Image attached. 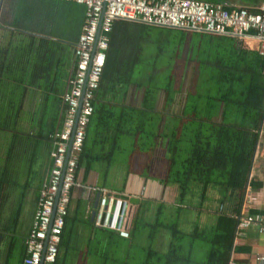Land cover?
I'll list each match as a JSON object with an SVG mask.
<instances>
[{
    "label": "trees",
    "instance_id": "obj_1",
    "mask_svg": "<svg viewBox=\"0 0 264 264\" xmlns=\"http://www.w3.org/2000/svg\"><path fill=\"white\" fill-rule=\"evenodd\" d=\"M204 1L231 8L228 0ZM216 35L114 21L76 176L99 162L110 166L117 153L127 158L156 149L167 163L161 182L175 185L178 197L144 201L129 238L90 222V252L99 264H230L241 249L237 228L264 127V59L236 48L234 38ZM68 90L62 126L47 137L55 145ZM94 120L101 131L92 136ZM77 221L69 209L55 264ZM160 239L164 250L155 248Z\"/></svg>",
    "mask_w": 264,
    "mask_h": 264
},
{
    "label": "crops",
    "instance_id": "obj_2",
    "mask_svg": "<svg viewBox=\"0 0 264 264\" xmlns=\"http://www.w3.org/2000/svg\"><path fill=\"white\" fill-rule=\"evenodd\" d=\"M228 6L259 10L264 0H228ZM85 21L86 7L75 2L0 0V264H23L27 254L26 240L42 188L50 178V152L55 144L47 137L63 123L62 96L71 89L76 74L75 50ZM216 36L232 37L236 48L258 53L254 34ZM100 131V123L94 120L90 133ZM152 153L135 150L127 158L117 153L110 166L105 161L88 174L85 167L79 171L69 206L78 221L60 264H89L93 257L94 229L88 224L95 220L92 214L98 193L128 198L133 206L132 223L144 201L170 203L177 199V187L161 182L165 176L142 172L148 165L151 171L163 156L156 149ZM127 165L130 173L126 179ZM134 166L141 171H131ZM120 178L125 179L122 184ZM249 215L264 218L263 132L242 210V216ZM154 245L159 250L167 246L163 239ZM235 245L241 249L234 251L230 264H258L264 255V233L257 226L237 228Z\"/></svg>",
    "mask_w": 264,
    "mask_h": 264
},
{
    "label": "built area",
    "instance_id": "obj_3",
    "mask_svg": "<svg viewBox=\"0 0 264 264\" xmlns=\"http://www.w3.org/2000/svg\"><path fill=\"white\" fill-rule=\"evenodd\" d=\"M86 7V21L75 54L76 74L64 99L68 109L58 141L51 152L50 178L42 188L31 231L26 240L23 264H55L87 127L91 121L95 91L99 87L109 34L115 20L140 21L151 25L203 31L243 38L254 34L264 59V6L252 11L243 6L226 8L204 0H60ZM264 71V70H263ZM264 133V127L262 129ZM133 206L124 196L104 193L95 215V226L129 238ZM257 226L264 233V218L241 216L238 230ZM264 264V255L258 258Z\"/></svg>",
    "mask_w": 264,
    "mask_h": 264
},
{
    "label": "rangeland",
    "instance_id": "obj_4",
    "mask_svg": "<svg viewBox=\"0 0 264 264\" xmlns=\"http://www.w3.org/2000/svg\"><path fill=\"white\" fill-rule=\"evenodd\" d=\"M191 75H192V68L190 67L189 68V72L187 73V76H189V79L191 78ZM188 79V80H189ZM186 83H187V85H188V81H186ZM159 161V164H157V163H154L153 165H152V170L150 171V169H149V165L147 166V167H145V166H143V169H142V172H149V173H151V175L152 174H154V175H158L160 178H163L164 176H166V168H165V163H166V161H164L163 160V158L161 159V160H158ZM159 165V166H158ZM131 171H133V172H135V171H141V169H140V167L138 166H134L133 167V169L131 170ZM130 173V170H129V165H127V170H126V179H127V174H129ZM129 178V177H128ZM120 183L122 184L124 181H125V179H121L120 178ZM102 247V246H101ZM100 248V247H99ZM99 252H102V250H100ZM99 264V259H96L95 257H92L91 258V260H89V264Z\"/></svg>",
    "mask_w": 264,
    "mask_h": 264
},
{
    "label": "water",
    "instance_id": "obj_5",
    "mask_svg": "<svg viewBox=\"0 0 264 264\" xmlns=\"http://www.w3.org/2000/svg\"><path fill=\"white\" fill-rule=\"evenodd\" d=\"M100 198H101V193H98V194H97V197H96V200H95L94 211H93V214H92V219H93V220H94L95 215H96V209H97V207H98V204H99Z\"/></svg>",
    "mask_w": 264,
    "mask_h": 264
}]
</instances>
